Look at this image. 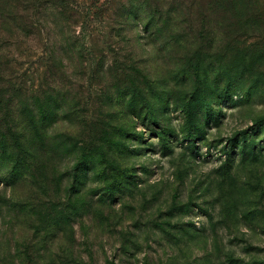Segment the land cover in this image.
I'll list each match as a JSON object with an SVG mask.
<instances>
[{
	"label": "rangeland",
	"instance_id": "1",
	"mask_svg": "<svg viewBox=\"0 0 264 264\" xmlns=\"http://www.w3.org/2000/svg\"><path fill=\"white\" fill-rule=\"evenodd\" d=\"M26 262L264 264V0H0V264Z\"/></svg>",
	"mask_w": 264,
	"mask_h": 264
},
{
	"label": "trees",
	"instance_id": "2",
	"mask_svg": "<svg viewBox=\"0 0 264 264\" xmlns=\"http://www.w3.org/2000/svg\"><path fill=\"white\" fill-rule=\"evenodd\" d=\"M143 8V11L146 12V7H142ZM148 12V11H147ZM17 161V162H16ZM8 162L7 160L6 161H3L2 164ZM15 163H19V160L16 159L15 160ZM17 168V171L20 170V168L18 167V165H15V169ZM26 264H28V262H26Z\"/></svg>",
	"mask_w": 264,
	"mask_h": 264
}]
</instances>
